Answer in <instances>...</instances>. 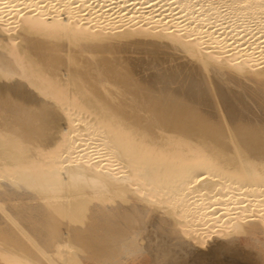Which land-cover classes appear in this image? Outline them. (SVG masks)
Here are the masks:
<instances>
[{"label":"bare ground","instance_id":"1","mask_svg":"<svg viewBox=\"0 0 264 264\" xmlns=\"http://www.w3.org/2000/svg\"><path fill=\"white\" fill-rule=\"evenodd\" d=\"M0 264H264V0H0Z\"/></svg>","mask_w":264,"mask_h":264}]
</instances>
